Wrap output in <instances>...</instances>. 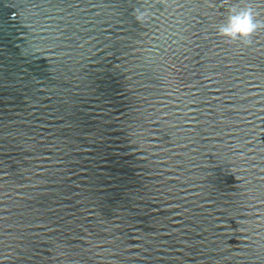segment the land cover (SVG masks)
<instances>
[{
    "label": "water",
    "instance_id": "obj_1",
    "mask_svg": "<svg viewBox=\"0 0 264 264\" xmlns=\"http://www.w3.org/2000/svg\"><path fill=\"white\" fill-rule=\"evenodd\" d=\"M249 4L0 0V264H264Z\"/></svg>",
    "mask_w": 264,
    "mask_h": 264
},
{
    "label": "clouds",
    "instance_id": "obj_2",
    "mask_svg": "<svg viewBox=\"0 0 264 264\" xmlns=\"http://www.w3.org/2000/svg\"><path fill=\"white\" fill-rule=\"evenodd\" d=\"M146 15V12L137 9L139 21H143ZM261 29H264V21L258 19L256 10L249 4L231 8L226 23L218 26L217 31L227 42L248 45L251 44L255 33Z\"/></svg>",
    "mask_w": 264,
    "mask_h": 264
}]
</instances>
